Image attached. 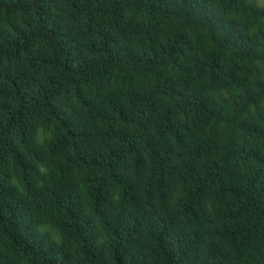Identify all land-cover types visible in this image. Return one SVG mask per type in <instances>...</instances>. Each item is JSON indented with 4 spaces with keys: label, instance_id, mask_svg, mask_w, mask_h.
Instances as JSON below:
<instances>
[{
    "label": "trees",
    "instance_id": "16d2710c",
    "mask_svg": "<svg viewBox=\"0 0 264 264\" xmlns=\"http://www.w3.org/2000/svg\"><path fill=\"white\" fill-rule=\"evenodd\" d=\"M0 264H264V5L0 0Z\"/></svg>",
    "mask_w": 264,
    "mask_h": 264
},
{
    "label": "rangeland",
    "instance_id": "374dc122",
    "mask_svg": "<svg viewBox=\"0 0 264 264\" xmlns=\"http://www.w3.org/2000/svg\"><path fill=\"white\" fill-rule=\"evenodd\" d=\"M260 5H264V0H256Z\"/></svg>",
    "mask_w": 264,
    "mask_h": 264
}]
</instances>
